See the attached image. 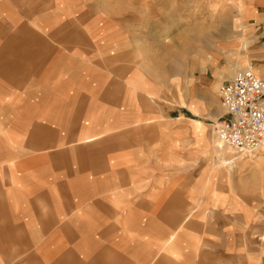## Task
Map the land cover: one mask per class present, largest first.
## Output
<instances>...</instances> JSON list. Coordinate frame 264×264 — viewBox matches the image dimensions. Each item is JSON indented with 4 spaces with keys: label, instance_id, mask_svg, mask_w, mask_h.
Here are the masks:
<instances>
[{
    "label": "crops",
    "instance_id": "1",
    "mask_svg": "<svg viewBox=\"0 0 264 264\" xmlns=\"http://www.w3.org/2000/svg\"><path fill=\"white\" fill-rule=\"evenodd\" d=\"M128 5L0 0V264H264V157L214 167L202 116L147 101Z\"/></svg>",
    "mask_w": 264,
    "mask_h": 264
},
{
    "label": "rangeland",
    "instance_id": "2",
    "mask_svg": "<svg viewBox=\"0 0 264 264\" xmlns=\"http://www.w3.org/2000/svg\"><path fill=\"white\" fill-rule=\"evenodd\" d=\"M246 1L249 0H157V5L150 6L139 0H123L130 10H137L131 22L141 23L128 32V72L138 70L144 76L145 85L154 87L155 84L160 88L159 96L147 97L148 102L156 101L169 108L182 104L196 117L202 116L212 134L211 152L205 158L213 161L214 167H225L231 173L238 170L239 163L259 165L254 161L264 157V145L256 152L241 155L232 149L228 153L223 145L218 147L213 143L223 114L218 97L220 83L245 68L246 63L252 61L256 69L261 63L259 60L264 59L263 28L257 26L249 31L243 18L255 16V8L246 6L264 4V0ZM152 22L160 28L151 29ZM219 30L222 36L215 39L214 34ZM199 31L206 36V44L192 40ZM244 39L247 44L241 47ZM186 47L189 48L186 50ZM149 93L156 95V92ZM194 125L195 133L200 134L203 124L197 120ZM251 171L252 168L246 170ZM262 237L264 241V233Z\"/></svg>",
    "mask_w": 264,
    "mask_h": 264
},
{
    "label": "built area",
    "instance_id": "3",
    "mask_svg": "<svg viewBox=\"0 0 264 264\" xmlns=\"http://www.w3.org/2000/svg\"><path fill=\"white\" fill-rule=\"evenodd\" d=\"M220 84L223 114L216 126L217 139L238 154L253 153L264 145V78L250 61Z\"/></svg>",
    "mask_w": 264,
    "mask_h": 264
},
{
    "label": "bare ground",
    "instance_id": "4",
    "mask_svg": "<svg viewBox=\"0 0 264 264\" xmlns=\"http://www.w3.org/2000/svg\"><path fill=\"white\" fill-rule=\"evenodd\" d=\"M247 64V63H246ZM254 67V66H253ZM254 71H255V73L258 75V76H260L258 73H257V70L255 69V67H254ZM261 77V76H260ZM217 141V142H216ZM213 143H215L218 147H222V145H223V147L226 149V147L224 146V144L223 143H221L220 141H218V139L217 138H215L214 139V141H213ZM227 150L228 151H230L231 152V150L227 147ZM237 157H233V159H236ZM232 161V160H231ZM231 163V162H230Z\"/></svg>",
    "mask_w": 264,
    "mask_h": 264
}]
</instances>
